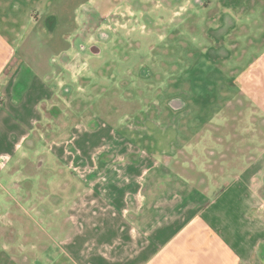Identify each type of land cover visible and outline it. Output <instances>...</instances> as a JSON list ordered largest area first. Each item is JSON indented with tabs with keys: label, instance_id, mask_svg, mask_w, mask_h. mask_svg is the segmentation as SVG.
I'll list each match as a JSON object with an SVG mask.
<instances>
[{
	"label": "crops",
	"instance_id": "0c3cea01",
	"mask_svg": "<svg viewBox=\"0 0 264 264\" xmlns=\"http://www.w3.org/2000/svg\"><path fill=\"white\" fill-rule=\"evenodd\" d=\"M137 1L148 5L146 12L139 5L140 14L163 7L166 20L177 15L170 0ZM180 1L184 10L194 1L197 11L211 15L215 64L208 74L210 94L201 91L203 83L183 77L181 90L192 96L164 99L175 112L193 103L181 121L178 145L164 149L161 161L126 140V163L107 159L108 152L93 160L91 150L110 134L99 124L98 135L79 134L82 158H66L63 146L53 152L82 188L31 192L11 188L24 178L15 168L33 147L34 133L60 91L70 92L63 74L76 76L80 12L93 0H45L39 11L28 8L27 0L16 6L0 2V264H264V139L255 144L246 135L264 133V123L253 129L212 122L219 133L245 135L238 142L218 137L219 149L211 148L208 157L201 153L204 128L196 126L202 115L212 121L234 112L244 121L264 119V0ZM73 140L72 135L53 141L50 148ZM253 148L262 149L255 159ZM221 150L231 153L221 157ZM112 163L116 172L128 164V172L104 171ZM12 191L21 198H55V204L11 205Z\"/></svg>",
	"mask_w": 264,
	"mask_h": 264
},
{
	"label": "rangeland",
	"instance_id": "374dc122",
	"mask_svg": "<svg viewBox=\"0 0 264 264\" xmlns=\"http://www.w3.org/2000/svg\"><path fill=\"white\" fill-rule=\"evenodd\" d=\"M27 1L28 8L39 11L45 0ZM166 1L169 0H160L163 5ZM180 2L169 1L173 12H177L171 22L166 20L168 14L162 12L165 10L163 7L154 8V13L147 16V3L137 0H93L90 5L82 8L75 35L78 52L75 61L76 76L72 77L68 70L63 74L64 80L69 83L70 92L66 94L60 91V98L47 111V119L36 129L33 147L28 150L23 164L21 160V165L15 168L22 174L19 178H24L12 182V189L25 188L31 192L69 188L79 191L82 184L71 176V169L54 156L53 152L58 149L63 151L62 148L65 147L66 158H82L83 151L77 148L79 134L85 131L98 135L100 131L95 130L99 124L109 128L110 134H104L101 144L91 150L90 158L93 160L99 161L102 152L106 156L108 152L110 155L107 159L116 158L119 162L126 163L130 159V149L124 142L129 140L164 161L163 150L171 149L173 144L178 145L181 121L193 105L190 102L187 110L175 112L164 99L175 93H182L188 98L192 96L181 90L185 88L183 77L203 83L200 85L202 92L210 94L214 88L208 76L214 72L215 64L210 58L213 49V40L209 35L211 15L204 10L197 11L194 1L189 3L186 10L183 2ZM18 3V0H11V5L16 6ZM139 5H143L145 15L138 12ZM153 5L154 2H151L150 6ZM11 10L7 9L9 14L13 12ZM179 12L181 13L178 14ZM84 62L86 64H81ZM81 66L83 67L80 68ZM237 113L234 112L235 115L231 114V117L223 114L214 121L211 117H198L199 123L196 126L204 128L201 144L204 157H208L211 148L215 151L219 149L218 137L230 141L236 139L238 142L245 135L243 132L219 133L215 131L216 127H211L212 122H218L221 126L226 122L245 123L253 129H256L257 124L264 123V119L257 117L244 121ZM72 135L75 136L72 142L60 143L53 149L50 148L51 142H63ZM246 135L252 137L255 144L264 139V133H259L258 130H252ZM201 139L199 137V141ZM236 151L243 155V149ZM221 152V157L231 153L230 150ZM250 152V156L255 159L262 149L253 148ZM113 164L115 163L102 168H106L104 171L109 174L128 172V164L121 166V172H116L117 168ZM11 193H14L9 198L11 205H18V200L31 206L55 204V198H21L15 197L14 191ZM61 199L63 201L68 198Z\"/></svg>",
	"mask_w": 264,
	"mask_h": 264
}]
</instances>
